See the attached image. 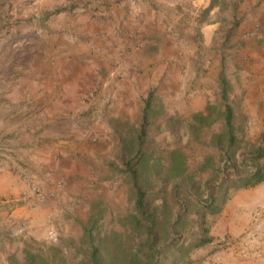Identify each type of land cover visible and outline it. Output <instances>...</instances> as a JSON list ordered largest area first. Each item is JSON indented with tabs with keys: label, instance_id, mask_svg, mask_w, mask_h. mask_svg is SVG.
Listing matches in <instances>:
<instances>
[{
	"label": "rangeland",
	"instance_id": "1",
	"mask_svg": "<svg viewBox=\"0 0 264 264\" xmlns=\"http://www.w3.org/2000/svg\"><path fill=\"white\" fill-rule=\"evenodd\" d=\"M147 98L140 182L158 248L176 241L166 264L264 256V185L222 182L264 145V0H0V151L54 139L38 178L27 165L0 177V264H92V246L97 264H138L146 236L121 161ZM200 219L211 241L192 248Z\"/></svg>",
	"mask_w": 264,
	"mask_h": 264
},
{
	"label": "trees",
	"instance_id": "2",
	"mask_svg": "<svg viewBox=\"0 0 264 264\" xmlns=\"http://www.w3.org/2000/svg\"><path fill=\"white\" fill-rule=\"evenodd\" d=\"M220 85L222 90L221 98L223 102H225L227 100V94H226V82L223 77L220 78ZM149 104H150V99L147 98L145 102V106L143 108L141 123L136 136L135 153L133 154V156L129 158H123L121 162L124 172L127 174L131 187L134 190V215L132 217L134 228L136 230L142 231L146 236V239L141 243L139 250L137 251L138 256L136 258V261L139 259V254L142 252L138 264H166L165 260H167V255H168V253H166V250L167 248L172 250V248L175 247L176 241H173L174 239L171 238L170 242L165 244L164 246L165 252L162 249L158 248V234H157L158 220L156 217V210H155L156 207L150 205V202L147 199V192L145 188H143L140 182V166L142 165L145 155L144 143L147 134V126H148L147 113H148ZM223 118H224L225 130H226L225 133L227 134V141L229 144H232L234 141V136L232 134L233 111L229 104L224 105ZM262 159H264V145L261 144L257 146L255 149H253L251 152L250 161L252 163V169L249 171V173L237 178H234V175H236V173H233L232 178H228L225 180L226 178L225 177L222 180V182L227 181L230 183V182L240 181L242 182V185L245 187H253L263 182L264 165L262 163H259ZM233 165L234 164L232 163L230 167H233ZM171 168L172 170H174L176 166H172ZM214 203H215L214 194L211 193L209 195V198L206 199L205 206L208 210H212V209L217 210L216 207H213ZM179 222H180L179 219H177V221H175L172 225L174 233H178L177 226ZM197 224L200 232L197 236V239L193 241L191 245L192 248L200 247L201 245H204L211 241V237H208L207 235L208 229L205 226L204 219H200V221ZM27 259L29 260L30 264L34 263V256L29 255ZM90 259L92 264H97V248L94 246H92Z\"/></svg>",
	"mask_w": 264,
	"mask_h": 264
},
{
	"label": "crops",
	"instance_id": "3",
	"mask_svg": "<svg viewBox=\"0 0 264 264\" xmlns=\"http://www.w3.org/2000/svg\"><path fill=\"white\" fill-rule=\"evenodd\" d=\"M42 1L43 0H40V3ZM37 7H38V10H40L42 8L41 5H39ZM98 47H99V50H100L101 53L105 52V50L103 48L104 44H100L99 43ZM79 70H81V69H79ZM64 77H69V75L67 74ZM79 77H80V75H79ZM28 140L29 139H25V138H23L21 136L15 142L16 145H14L11 149L10 148H6V147H2L3 149L0 151L1 156H5L6 158H9V156L13 155L12 157L15 160L18 159V161L17 160L16 161L19 162V163L16 164V162H14L15 160L9 159L10 165H9V163L3 164V166L0 165V177L5 176V173H8L7 172L8 169H13V171H14V169H15L14 167H20L21 168L24 165H27V168L28 167L32 168V169L28 168L29 169L28 172L30 173L28 175L31 176V177L38 178L37 176L42 173L41 166H40L41 164L40 163H41V161L44 160V157L48 155V152L52 149V147H54L50 143V142L54 141V139H50L49 141L46 140V139H41V140L36 139V140H30V141H28ZM27 141L29 143H26ZM36 141H41L42 142V145H41L42 148L41 149H43V150H33V151H35V153H31L30 155L34 159H32V161H29V162L25 163L24 159H27V156L29 155V153H27V152L24 153V151H26L27 148L33 149L31 147V145L35 144ZM24 147H26V148H24ZM28 158H30V157H28ZM33 160H35L37 162H35ZM24 170H26V169H22V170L17 169L18 173L20 171L24 172ZM44 171H45V168H44ZM262 184L264 185V181L262 182ZM9 186H11V185H9ZM24 186L25 185H21V184L18 185L17 184V185H13L12 188L20 189V188H22ZM263 253H264V251H263ZM236 264H264V256L263 257L250 258V259H247V260H239V262H237Z\"/></svg>",
	"mask_w": 264,
	"mask_h": 264
}]
</instances>
